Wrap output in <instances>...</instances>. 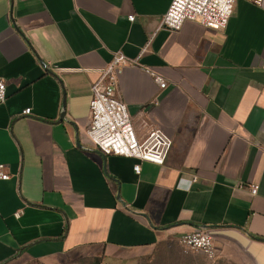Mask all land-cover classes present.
<instances>
[{
	"label": "crops",
	"instance_id": "0c3cea01",
	"mask_svg": "<svg viewBox=\"0 0 264 264\" xmlns=\"http://www.w3.org/2000/svg\"><path fill=\"white\" fill-rule=\"evenodd\" d=\"M171 1L0 0V264H120L195 228L211 230L213 264H264V10L237 0L223 30L171 31ZM116 52L136 61L117 96L137 138L172 141L163 165L103 155L86 134Z\"/></svg>",
	"mask_w": 264,
	"mask_h": 264
},
{
	"label": "built area",
	"instance_id": "2783aa9c",
	"mask_svg": "<svg viewBox=\"0 0 264 264\" xmlns=\"http://www.w3.org/2000/svg\"><path fill=\"white\" fill-rule=\"evenodd\" d=\"M237 0H172L160 20L159 28L178 31L186 21L196 22L212 30H223L231 18ZM264 10V0H244ZM134 16L128 20L133 21ZM121 52L113 53L111 61L101 71L99 79L91 86L89 103V126L86 131L93 147L103 155L133 158L143 162L163 165L168 157L172 141L160 128L151 129L144 138H137L125 104L117 96V69L123 65H135ZM151 75L160 89L166 83L162 77L142 68ZM6 100V86L0 80V105ZM29 114V109L23 111ZM4 165H0V180H8ZM133 170L140 172L139 165ZM196 179L193 178L192 182ZM252 195L258 186H248ZM184 252H199L208 260L216 257V247L212 232L207 228H195L178 239ZM98 264H108L104 261Z\"/></svg>",
	"mask_w": 264,
	"mask_h": 264
},
{
	"label": "rangeland",
	"instance_id": "374dc122",
	"mask_svg": "<svg viewBox=\"0 0 264 264\" xmlns=\"http://www.w3.org/2000/svg\"><path fill=\"white\" fill-rule=\"evenodd\" d=\"M201 255L199 252H184L181 246L175 242L157 246L150 252L133 251L122 252L119 255L120 264H187V256ZM215 263L217 260L209 261L206 258H195L197 264H206L205 261ZM80 264H85L82 262ZM97 264V263H96Z\"/></svg>",
	"mask_w": 264,
	"mask_h": 264
},
{
	"label": "water",
	"instance_id": "95a60500",
	"mask_svg": "<svg viewBox=\"0 0 264 264\" xmlns=\"http://www.w3.org/2000/svg\"><path fill=\"white\" fill-rule=\"evenodd\" d=\"M64 118V113L61 115L60 119H63Z\"/></svg>",
	"mask_w": 264,
	"mask_h": 264
},
{
	"label": "trees",
	"instance_id": "16d2710c",
	"mask_svg": "<svg viewBox=\"0 0 264 264\" xmlns=\"http://www.w3.org/2000/svg\"><path fill=\"white\" fill-rule=\"evenodd\" d=\"M98 263H99V262H98ZM98 263H97V264H98Z\"/></svg>",
	"mask_w": 264,
	"mask_h": 264
}]
</instances>
